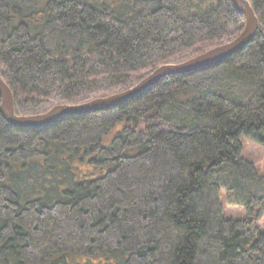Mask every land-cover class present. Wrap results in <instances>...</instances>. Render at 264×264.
I'll return each mask as SVG.
<instances>
[{
	"label": "trees",
	"instance_id": "obj_1",
	"mask_svg": "<svg viewBox=\"0 0 264 264\" xmlns=\"http://www.w3.org/2000/svg\"><path fill=\"white\" fill-rule=\"evenodd\" d=\"M251 41L107 110L19 128L0 114V264H264V0ZM233 0H0L18 115L124 91L233 39ZM242 206L223 215L220 195Z\"/></svg>",
	"mask_w": 264,
	"mask_h": 264
},
{
	"label": "water",
	"instance_id": "obj_2",
	"mask_svg": "<svg viewBox=\"0 0 264 264\" xmlns=\"http://www.w3.org/2000/svg\"><path fill=\"white\" fill-rule=\"evenodd\" d=\"M233 4L237 11L244 17L243 27L233 39L188 60L178 63L162 64L134 86L115 94L98 97L78 104H56L42 113L18 115L14 110L12 91L0 77V114L6 122L14 127L38 128L54 123L65 116L87 114L122 105L136 98L166 76L194 72L219 64L244 48L251 41L258 28V19L250 0H233Z\"/></svg>",
	"mask_w": 264,
	"mask_h": 264
},
{
	"label": "rangeland",
	"instance_id": "obj_3",
	"mask_svg": "<svg viewBox=\"0 0 264 264\" xmlns=\"http://www.w3.org/2000/svg\"><path fill=\"white\" fill-rule=\"evenodd\" d=\"M244 150L245 154L254 161L258 172L264 175V149L245 139ZM220 200L222 203L223 215L225 217L234 219L246 217V210L242 206L227 203L224 200L223 192L220 195ZM257 225L260 230H264V213L257 220Z\"/></svg>",
	"mask_w": 264,
	"mask_h": 264
}]
</instances>
